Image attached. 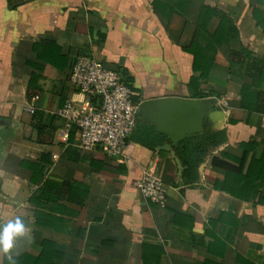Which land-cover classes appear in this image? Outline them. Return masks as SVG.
Masks as SVG:
<instances>
[{
  "label": "crops",
  "instance_id": "1",
  "mask_svg": "<svg viewBox=\"0 0 264 264\" xmlns=\"http://www.w3.org/2000/svg\"><path fill=\"white\" fill-rule=\"evenodd\" d=\"M247 54L264 61V0H0V228L23 219L16 264H264V115L250 110L264 73H247ZM80 56L118 72L139 105L217 103L200 121L140 113L121 158L83 151L77 128L54 116L89 102L69 81ZM208 131L227 140L206 143L188 171L175 149ZM145 173L163 179L166 208L139 193Z\"/></svg>",
  "mask_w": 264,
  "mask_h": 264
},
{
  "label": "built area",
  "instance_id": "2",
  "mask_svg": "<svg viewBox=\"0 0 264 264\" xmlns=\"http://www.w3.org/2000/svg\"><path fill=\"white\" fill-rule=\"evenodd\" d=\"M69 81L89 102L81 107L68 101L54 116L77 128L79 147L83 151L102 149L109 158L123 157L139 120V104L134 101L132 90L118 72L85 56L76 59ZM90 102H93L92 107ZM228 106L227 102H222V107ZM26 112L34 114L35 110ZM137 188L144 199L161 209L166 208L167 189L160 176L145 173Z\"/></svg>",
  "mask_w": 264,
  "mask_h": 264
},
{
  "label": "trees",
  "instance_id": "3",
  "mask_svg": "<svg viewBox=\"0 0 264 264\" xmlns=\"http://www.w3.org/2000/svg\"><path fill=\"white\" fill-rule=\"evenodd\" d=\"M208 12L221 20L222 22V31L226 35V37L238 40V31L234 27L233 23L225 16L219 13L216 10H208ZM189 54L193 55L194 57V72L201 73V79L206 81L209 78L210 74V66L203 67L202 65V50L195 44H193L189 49L186 50ZM246 59H249L251 61V65L248 67L247 73H264V61L257 60L252 57V55L247 54ZM253 79H257L256 76H251ZM124 80V79H123ZM125 84L126 81L124 80ZM128 85V84H127ZM129 87V86H128ZM130 88V87H129ZM249 93V92H248ZM199 98H208L206 95H198ZM134 101L136 103L137 100L134 97ZM250 110H253L255 112H258L260 114L264 115V93L260 92L254 99L253 104L251 105ZM227 140V136L225 132H212L208 131L204 134L203 137L195 136L193 138H190L184 142H182L176 149V153L180 160L182 161L183 165L187 168V170H191L196 168L202 159V156L205 154L204 152H201L202 148L207 149L206 143L213 145V146H219L223 143H225ZM209 147V146H208ZM214 165L219 166L223 168L224 170L229 172H237L238 170L235 169L233 166L229 164H224L220 162L219 160L213 161ZM47 248L53 249L52 244L44 243V253ZM44 257V254L42 255ZM45 258V257H44ZM45 259L38 261L36 264H40V262H44ZM46 263V262H45ZM4 264H8L7 260L5 259Z\"/></svg>",
  "mask_w": 264,
  "mask_h": 264
},
{
  "label": "water",
  "instance_id": "4",
  "mask_svg": "<svg viewBox=\"0 0 264 264\" xmlns=\"http://www.w3.org/2000/svg\"><path fill=\"white\" fill-rule=\"evenodd\" d=\"M216 103L217 101L215 99H209L203 102L164 99L161 101H154L139 105V114L141 113L143 115H148V111L153 108L162 112L176 110L180 114L192 116L195 120L200 121L201 116H199V114L202 113V111L205 109V106Z\"/></svg>",
  "mask_w": 264,
  "mask_h": 264
},
{
  "label": "clouds",
  "instance_id": "5",
  "mask_svg": "<svg viewBox=\"0 0 264 264\" xmlns=\"http://www.w3.org/2000/svg\"><path fill=\"white\" fill-rule=\"evenodd\" d=\"M27 229L20 216H16L14 219L8 220L6 224L0 228V254H3L8 260L9 264H16L14 256L15 253V241L23 237Z\"/></svg>",
  "mask_w": 264,
  "mask_h": 264
}]
</instances>
